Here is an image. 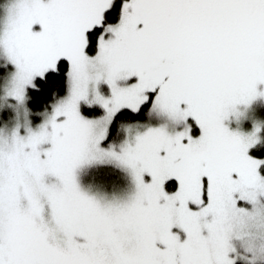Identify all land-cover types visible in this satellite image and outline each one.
<instances>
[{"label": "snow or ice", "instance_id": "obj_1", "mask_svg": "<svg viewBox=\"0 0 264 264\" xmlns=\"http://www.w3.org/2000/svg\"><path fill=\"white\" fill-rule=\"evenodd\" d=\"M261 86L264 0H0V264H264Z\"/></svg>", "mask_w": 264, "mask_h": 264}, {"label": "rangeland", "instance_id": "obj_2", "mask_svg": "<svg viewBox=\"0 0 264 264\" xmlns=\"http://www.w3.org/2000/svg\"><path fill=\"white\" fill-rule=\"evenodd\" d=\"M261 90L264 91V86H261ZM226 123L231 130L242 133H251L254 130V125L264 130V97H258L247 109H245V115L239 122L233 120ZM261 134L263 135L264 131H262Z\"/></svg>", "mask_w": 264, "mask_h": 264}, {"label": "trees", "instance_id": "obj_3", "mask_svg": "<svg viewBox=\"0 0 264 264\" xmlns=\"http://www.w3.org/2000/svg\"><path fill=\"white\" fill-rule=\"evenodd\" d=\"M264 135V134H263Z\"/></svg>", "mask_w": 264, "mask_h": 264}]
</instances>
